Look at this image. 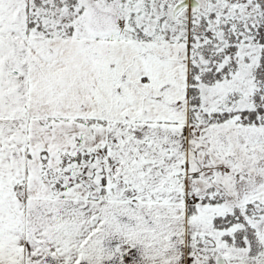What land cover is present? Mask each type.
Listing matches in <instances>:
<instances>
[{"label":"snow or ice","instance_id":"snow-or-ice-1","mask_svg":"<svg viewBox=\"0 0 264 264\" xmlns=\"http://www.w3.org/2000/svg\"><path fill=\"white\" fill-rule=\"evenodd\" d=\"M0 264H264V0H0Z\"/></svg>","mask_w":264,"mask_h":264}]
</instances>
